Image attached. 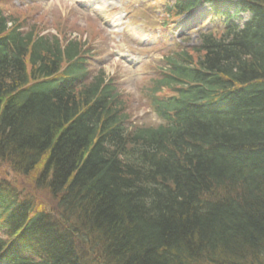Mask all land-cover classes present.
Listing matches in <instances>:
<instances>
[{"label": "trees", "instance_id": "trees-1", "mask_svg": "<svg viewBox=\"0 0 264 264\" xmlns=\"http://www.w3.org/2000/svg\"><path fill=\"white\" fill-rule=\"evenodd\" d=\"M201 5L224 22L164 58L154 127L76 43L0 12V164L29 186L0 175V264H264V0L164 14Z\"/></svg>", "mask_w": 264, "mask_h": 264}, {"label": "rangeland", "instance_id": "rangeland-1", "mask_svg": "<svg viewBox=\"0 0 264 264\" xmlns=\"http://www.w3.org/2000/svg\"><path fill=\"white\" fill-rule=\"evenodd\" d=\"M89 1L94 8L99 6L105 10V20L97 13L93 15L86 2L79 5L74 0H0V11L10 20L9 26L18 27L20 33L32 32L48 39L56 37L63 46L68 42L76 43L78 53L85 58L87 79H92L99 70L105 74L117 94L126 101L130 125H158L147 96L152 79L160 77L166 68L164 58L196 47L198 29L219 28L223 18L211 19L207 8H202L169 27L170 20L164 31L158 28L166 19L160 14L165 10L164 5L172 0ZM248 17H240L239 23L242 25ZM177 25L180 30L173 35L172 30ZM181 35L189 38L181 41L178 38ZM4 174L6 179L28 189L22 176L12 173L8 165L0 164V175Z\"/></svg>", "mask_w": 264, "mask_h": 264}]
</instances>
